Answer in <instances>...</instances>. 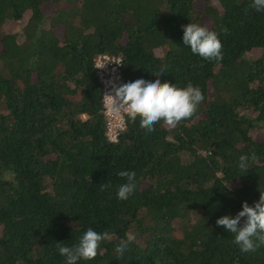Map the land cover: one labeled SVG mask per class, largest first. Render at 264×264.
Returning a JSON list of instances; mask_svg holds the SVG:
<instances>
[{
    "label": "trees",
    "instance_id": "16d2710c",
    "mask_svg": "<svg viewBox=\"0 0 264 264\" xmlns=\"http://www.w3.org/2000/svg\"><path fill=\"white\" fill-rule=\"evenodd\" d=\"M218 2L0 0V264H64L56 243L88 227L110 236L78 264H264V245L242 252L216 224L264 191V12ZM27 15L21 33L5 31ZM204 15L220 61L183 44L182 26ZM103 54L122 57L120 84L164 68L162 82L192 83L204 100L175 127L149 133L128 119L111 143L95 68ZM121 169L137 176L126 200L116 196ZM126 233L136 239L120 256Z\"/></svg>",
    "mask_w": 264,
    "mask_h": 264
},
{
    "label": "clouds",
    "instance_id": "9594fccd",
    "mask_svg": "<svg viewBox=\"0 0 264 264\" xmlns=\"http://www.w3.org/2000/svg\"><path fill=\"white\" fill-rule=\"evenodd\" d=\"M251 7L257 12H264V0H252ZM182 29L183 44L194 55L206 60L222 59V42L218 32L196 22L183 25ZM161 73H165L164 68L155 73L154 79L141 76L118 86L114 85L112 92L105 95L108 98L109 112L116 116L125 112L131 121L138 117L139 126L149 133L155 130L158 122L175 127L182 120L191 117L204 100L200 87L192 83L180 87L167 80L162 82ZM254 156L253 153L251 158ZM249 160L248 154L239 156L238 168L241 172H247ZM118 175L126 179L116 188V196L126 200L137 188L136 172L134 169H121ZM106 187V183L101 184L102 189ZM216 224L233 234L232 242L242 252H255L264 245V191L260 190L259 199L253 204L242 202L241 210L235 215L218 217ZM109 236L107 231L101 232L88 227L76 243L70 246L63 242L56 243L57 251L64 258V264L90 261L97 256L101 243ZM135 239L132 233H126L125 237L120 238L115 244L117 255L123 256Z\"/></svg>",
    "mask_w": 264,
    "mask_h": 264
},
{
    "label": "built area",
    "instance_id": "2783aa9c",
    "mask_svg": "<svg viewBox=\"0 0 264 264\" xmlns=\"http://www.w3.org/2000/svg\"><path fill=\"white\" fill-rule=\"evenodd\" d=\"M101 67V68H97ZM96 73L102 85V106L106 118V137L111 143H118L121 135L127 129L128 116L122 112L119 116L109 112L106 94L112 92L113 86H118L123 78V59L118 56L99 55L95 61Z\"/></svg>",
    "mask_w": 264,
    "mask_h": 264
},
{
    "label": "rangeland",
    "instance_id": "374dc122",
    "mask_svg": "<svg viewBox=\"0 0 264 264\" xmlns=\"http://www.w3.org/2000/svg\"><path fill=\"white\" fill-rule=\"evenodd\" d=\"M208 5L215 6V7H219V2H218V0H196V6H197V8L200 9V10H202V11H205L206 10V7ZM52 10H53V8L50 7L49 4L46 5V7H45V13H46L47 16H50L51 15ZM27 18H28V15L23 20L9 22L6 25V27H5V31L6 32H17V33H21L22 28L26 24ZM201 25L207 27L208 29L212 26V22H211V20L209 19V17L207 15H204L202 17ZM1 50H2V46L0 44V52H1ZM263 134H264V132H259L256 137L262 139V138H264V135Z\"/></svg>",
    "mask_w": 264,
    "mask_h": 264
}]
</instances>
